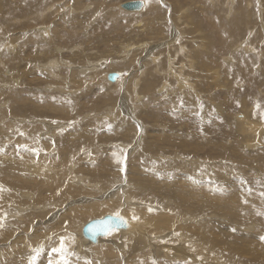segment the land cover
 I'll list each match as a JSON object with an SVG mask.
<instances>
[{
    "label": "rangeland",
    "instance_id": "374dc122",
    "mask_svg": "<svg viewBox=\"0 0 264 264\" xmlns=\"http://www.w3.org/2000/svg\"><path fill=\"white\" fill-rule=\"evenodd\" d=\"M124 1L0 0V264H264V0Z\"/></svg>",
    "mask_w": 264,
    "mask_h": 264
},
{
    "label": "bare ground",
    "instance_id": "6f19581e",
    "mask_svg": "<svg viewBox=\"0 0 264 264\" xmlns=\"http://www.w3.org/2000/svg\"><path fill=\"white\" fill-rule=\"evenodd\" d=\"M17 2H20L21 0H16ZM143 1V4L141 5V7L139 8V9H131V10H129V9H127V8H125L123 5H124V3H126V2H128V1H124V2H122V3H119L118 4V7L119 8H122V9H124V10H127V11H130V12H133V13H140V12H143L145 9H146V5H147V2H146V0H142ZM42 2V1H41ZM154 2V1H153ZM161 3V2H160ZM39 4V3H38ZM34 5H37V4H34ZM27 6V5H26ZM8 7H9V5H8ZM40 7V6H39ZM154 8V10L157 12V13H159L160 12V9H161V5L159 4V3H155V7H153ZM6 9V8H5ZM7 10V9H6ZM23 10V9H22ZM15 11V10H14ZM17 11V10H16ZM22 12V11H21ZM20 12V13H21ZM5 12H3L2 13V15L4 14ZM23 14V13H22ZM12 17V16H11ZM10 18V17H9ZM3 20V19H2ZM12 41L15 43L16 42V39H12ZM222 42V41H221ZM220 42V43H221ZM215 43V42H214ZM217 43V42H216ZM219 43V44H220ZM234 43V42H233ZM231 44V43H230ZM216 45H218V44H216ZM225 47L226 46H228V45H224ZM23 47V46H22ZM219 47H221V46H219ZM240 47V46H239ZM222 48V47H221ZM17 50V49H16ZM222 50V49H221ZM227 50V49H226ZM19 51H21V50H17V52H19ZM226 52V51H225ZM201 54V53H200ZM213 54V53H212ZM205 55V54H204ZM243 55V54H242ZM210 56V55H209ZM214 56V55H213ZM251 57V56H250ZM44 58V57H43ZM55 58H57V57H55ZM154 58V57H153ZM42 59V58H41ZM45 59V58H44ZM61 59V58H60ZM201 59V58H200ZM232 59V58H231ZM252 59V58H251ZM210 60V59H209ZM208 60V61H209ZM212 60V59H211ZM56 61V60H55ZM58 61H60V60H58ZM207 61V60H206ZM213 61H215V59L213 60ZM52 60H51V62H50V64H52ZM57 62V61H56ZM210 62H212V61H210ZM43 63H45V62H43ZM47 63V62H46ZM159 63V62H158ZM56 64V63H55ZM58 64V63H57ZM66 64H69V63H67V62H65V65ZM217 64H218V62H217ZM41 65V64H40ZM204 64H202V66H203ZM239 65V64H238ZM241 65V64H240ZM49 66V65H48ZM52 66V65H51ZM55 66V65H54ZM61 66V65H60ZM93 66V65H92ZM171 66V65H170ZM205 66H207V64L205 65ZM210 66V65H209ZM218 66V65H217ZM57 67V66H56ZM59 67V66H58ZM62 67V66H61ZM60 67V68H61ZM52 68H54V67H51V73H50V75L51 76H49V77H51V79H50V81L52 80V79H54L55 78V80H57V75L55 76V74H54V71H53V69ZM88 68L90 69L91 67H89L88 66ZM87 68V69H88ZM160 68V67H159ZM201 68V67H200ZM59 69V68H58ZM72 69H74V68H72ZM242 69V68H241ZM48 70H49V68H48ZM249 70V69H248ZM247 70V71H248ZM50 71V70H49ZM48 71V72H49ZM84 71V70H83ZM243 71V73H245L244 72V70H242ZM85 72V71H84ZM148 72V71H147ZM39 73V72H38ZM86 73V72H85ZM110 73H116L117 74V76H116V78H115V80H112V79H110L109 78V75H110ZM216 73V72H215ZM243 73H242V75H243ZM247 74V73H246ZM250 74V73H249ZM55 76V77H54ZM212 76V75H211ZM238 76V75H237ZM252 76V75H251ZM263 76V75H262ZM48 77V76H47ZM230 77V76H229ZM240 77H241V75H240ZM104 78H106L108 81L107 82H109L110 84L111 83H113V84H118V83H120L121 82V80H122V76H120V74L119 73H117L116 71L115 72H111V71H109V72H106V74H105V76H104ZM234 78V77H233ZM243 78H244V76H243ZM246 78V77H245ZM249 78H250V76H249ZM257 78V77H256ZM49 79V78H48ZM248 79V78H247ZM234 80V79H233ZM58 81V80H57ZM62 81V80H61ZM60 81V82H61ZM238 81H239V79H238ZM51 83H54L53 81H51ZM58 83V82H57ZM231 83V82H230ZM56 84V83H55ZM59 84V83H58ZM219 84V83H218ZM261 84V83H260ZM263 84V83H262ZM61 85V84H60ZM63 85V84H62ZM149 85V84H148ZM215 85H216V83H215ZM217 86V85H216ZM146 87V86H145ZM250 87V86H249ZM64 88V87H63ZM210 89V88H209ZM6 97H10V96H6ZM197 99V98H196ZM5 100V99H4ZM7 101V99L4 101V103H9V102H6ZM12 103V102H11ZM10 109H11V111L12 112H14L13 114H15V113H17V114H19V108H16L15 109V107H13V106H10ZM10 109L9 110H6V112H10ZM18 109V110H17ZM2 110V109H1ZM17 110V111H16ZM264 110V109H263ZM203 112V111H202ZM262 113H264V112H262ZM6 114V113H5ZM4 116V115H3ZM3 116H0L1 118L3 117ZM242 117H245L244 115L242 116ZM0 118V119H1ZM241 118V117H240ZM204 119V118H203ZM250 123L249 121H247L246 120V118H244V123ZM252 122V121H251ZM16 124V123H15ZM21 124V123H20ZM48 124V123H47ZM254 124V123H253ZM252 126V128L253 129H255V131H256V127H253V125H251ZM8 127H10V125L8 126ZM16 127V126H15ZM14 128V127H13ZM251 128V129H252ZM2 130H3V128H1ZM10 129V128H9ZM26 129V128H25ZM210 129V128H209ZM258 129V128H257ZM2 130H1V132H2ZM28 129H26L25 131H27ZM36 130H39V129H36ZM49 132V131H48ZM257 132V131H256ZM6 133V132H5ZM11 136V135H10ZM9 136V137H10ZM47 147V146H46ZM264 150V149H263ZM12 155V154H11ZM5 158V157H4ZM22 161V160H21ZM17 162V161H16ZM11 163V162H10ZM2 164V163H1ZM6 166H10V167H13V168H15L16 170H19V168H20V163L18 162V163H15L14 162V164H7ZM2 168H4V167H2ZM12 170V169H11ZM10 171V170H9ZM9 171H6V170H1V175L3 174V175H8V172ZM127 196V195H126ZM124 198H127V199H125V200H127V201H125V200H123L124 202H123V204H124V207H126V205L128 206V204H130L131 203V201H133L131 198H130V196H127V197H124ZM132 204H130V206H131ZM106 215H112V216H121L123 219H124V222H125V226L124 227H116V228H114V229H112V230H110L109 231V233H107V234H105V235H98L97 236V240L96 241H91V240H89V239H87L85 236H84V234H83V227L86 225V223H88L89 221H91V220H93V219H96V218H92V219H90V220H88L87 222H85L83 225H81L80 226V234L78 235V239H77V242H78V247L79 248H81V246H83V245H86L87 246V244H89V245H97L98 244V242H99V240H101L103 237H105V236H107L108 234H110V232H112L113 230H116V229H120L119 231H121V233L122 234H124V233H126V234H128V233H131V236H132V229H133V227H135L136 225H137V222H135V220L134 219H132L128 214H126V212H124L123 210H122V212L119 214V215H115V214H106ZM105 216V215H104ZM104 216H102V217H104ZM102 217H100V218H102ZM68 221V220H67ZM137 221V220H136ZM68 222H70V221H68ZM140 224V223H139ZM138 224V227L140 226ZM145 224V223H144ZM137 227V226H136ZM185 227H187V226H185ZM140 229H141V226H140ZM79 230V229H78ZM135 231H137V230H134V232ZM78 233V232H77ZM135 234V233H134ZM135 236V235H134ZM129 237V236H128ZM124 238V237H123ZM151 239H153V238H151ZM123 241V240H122ZM100 243V242H99ZM149 245V244H148ZM155 245V244H154ZM185 248V247H184ZM150 249V248H149ZM187 249V248H186ZM185 252V251H184ZM186 253H187V251H186ZM190 254V253H189ZM156 255V254H155ZM190 255H192V254H190ZM192 258V257H191Z\"/></svg>",
    "mask_w": 264,
    "mask_h": 264
},
{
    "label": "water",
    "instance_id": "95a60500",
    "mask_svg": "<svg viewBox=\"0 0 264 264\" xmlns=\"http://www.w3.org/2000/svg\"><path fill=\"white\" fill-rule=\"evenodd\" d=\"M143 4L142 0H132L124 3V7L131 10V9H139ZM117 74L110 73L109 78L115 80ZM119 217V218H117ZM125 222L121 216H112V215H105L102 218H96L88 223L83 227V234L84 236L91 240L96 241L98 235H105L109 233L110 230L116 227H124Z\"/></svg>",
    "mask_w": 264,
    "mask_h": 264
},
{
    "label": "snow or ice",
    "instance_id": "6c2138e0",
    "mask_svg": "<svg viewBox=\"0 0 264 264\" xmlns=\"http://www.w3.org/2000/svg\"><path fill=\"white\" fill-rule=\"evenodd\" d=\"M117 162H118V163H123V161L120 160L119 158H118V161H117ZM121 170L123 171V169H121ZM117 218H119V217H117ZM262 239H264V237H262ZM52 251H53V252L60 253V254H61V257H62V259H63V254L66 252V248H65L64 241L61 240V242H60V246L57 247V248H53ZM64 264H67V261H66V260H64Z\"/></svg>",
    "mask_w": 264,
    "mask_h": 264
}]
</instances>
